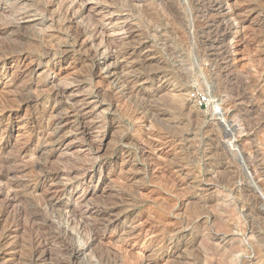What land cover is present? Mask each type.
<instances>
[{
	"label": "rangeland",
	"instance_id": "rangeland-1",
	"mask_svg": "<svg viewBox=\"0 0 264 264\" xmlns=\"http://www.w3.org/2000/svg\"><path fill=\"white\" fill-rule=\"evenodd\" d=\"M229 3L230 81L193 0H0V143L35 155L13 257L44 233L50 263L264 264V0Z\"/></svg>",
	"mask_w": 264,
	"mask_h": 264
},
{
	"label": "bare ground",
	"instance_id": "bare-ground-1",
	"mask_svg": "<svg viewBox=\"0 0 264 264\" xmlns=\"http://www.w3.org/2000/svg\"><path fill=\"white\" fill-rule=\"evenodd\" d=\"M195 1L197 4H199V9H198V15H200V18L203 19L204 21V27L206 28V31L208 30L210 32V36L211 38L208 40V59L209 61L218 69V76H223L221 79H223L224 77H226L227 79L233 77L236 73V69L233 68V55L235 54L237 47L243 43L244 41V37H243V31H244V21L242 19L239 18L237 12L229 3V0H193ZM263 3V2H262ZM264 10V9H263ZM196 11V10H195ZM197 14V13H196ZM199 17V16H198ZM262 26L264 27V19L262 22ZM7 28V27H6ZM5 29V28H4ZM8 31V30H7ZM244 44V43H243ZM17 55V54H16ZM18 57V56H17ZM20 57V56H19ZM25 58V57H24ZM14 59V58H13ZM21 59V58H20ZM4 60V59H3ZM1 62V61H0ZM8 63V62H7ZM18 64V63H17ZM23 64V63H22ZM30 64V63H29ZM7 66V65H6ZM13 66H11L12 68ZM21 68V67H19ZM25 68V67H24ZM18 69V67H17ZM26 71H29L28 67L26 66ZM13 70V68H12ZM16 70V69H14ZM24 70V69H23ZM17 72V71H16ZM13 71V73L11 74V78H12V82L13 85L14 83L17 82V80L19 78H17V74L15 75L14 73H16ZM28 73V72H27ZM26 73V74H27ZM6 74V73H5ZM9 74V73H8ZM21 74V73H20ZM32 74V73H31ZM7 75V74H6ZM219 76V77H220ZM236 76V75H235ZM10 77V76H9ZM8 77V78H9ZM21 77V76H19ZM24 77V76H23ZM26 77V76H25ZM24 77V79H25ZM226 79V80H227ZM228 79V81H230ZM237 78H235L236 80ZM9 80V79H8ZM232 80V78H231ZM248 80V79H247ZM11 81V79H10ZM230 83V82H229ZM9 84V83H8ZM18 84V83H17ZM249 84V82H248ZM16 85V84H15ZM18 86V85H17ZM16 86V87H17ZM248 86V85H247ZM20 91V90H19ZM18 93V92H17ZM16 98V97H15ZM245 98V97H244ZM239 98H237L236 100H238ZM235 100V101H236ZM249 103V102H248ZM255 105V104H254ZM258 105V104H257ZM219 107V106H218ZM216 108V107H215ZM256 108V107H255ZM253 109V108H252ZM218 110V109H217ZM244 110V109H243ZM247 110V109H245ZM256 112V111H255ZM1 113V112H0ZM1 115V114H0ZM44 116V115H43ZM41 117V116H40ZM47 118V117H45ZM4 120V119H3ZM42 121V120H41ZM49 121V120H48ZM40 123V122H39ZM48 123V122H47ZM41 124V123H40ZM51 125V124H50ZM57 125V124H56ZM41 125H38V127ZM49 126V125H48ZM47 126V128H49ZM53 126V125H52ZM262 126V125H261ZM246 128V127H245ZM264 129V128H263ZM38 130V129H37ZM43 130V127H42ZM47 130V129H46ZM243 130V129H242ZM39 131V130H38ZM244 131V130H243ZM242 131V133H243ZM52 132V131H51ZM50 132V133H51ZM245 132V131H244ZM250 132V131H249ZM43 133V132H42ZM46 133V132H45ZM39 136V133H38ZM43 136V135H42ZM40 137V136H39ZM48 137V134H47ZM31 138V137H30ZM50 139V138H49ZM25 142V141H24ZM30 142V140L28 141ZM44 142V140H43ZM4 143V142H3ZM46 143V142H45ZM23 145V144H22ZM30 144H26L24 143V146H21V148L19 149V152L16 156L14 157H6L4 156V146L0 143V183L2 184L1 189H0V194H5V198H4V202L3 205H0V228L3 229V231H1V235H0V264H23L25 262V264L28 262V264H67L65 261H58L55 263H50V260L48 258V253H47V249L48 245L50 244L49 240L46 239L44 237V233H42V236L39 235L37 238L31 239L29 241V243L34 240V242H32L33 245V250L29 249L31 248V246L28 248L29 250H32V253L28 250V252L31 253V255H29V259L26 258V260L21 259L20 257H13L14 254L18 253L17 249L20 246L17 241H14V239L16 238V233H17V229L21 224V221L24 219L26 214H23L19 209L18 210H14L13 209V205L16 201H18L19 199V187L20 186V182H17L16 180H14V178L16 177V175L13 173L12 168H10V165H15L14 163L19 161L20 159L22 160V162H24L23 160L29 158L28 160L31 161L29 162L34 163V158L35 155L28 156V149H29ZM20 147V146H19ZM32 147V146H31ZM33 148V147H32ZM6 149V148H5ZM17 149V148H16ZM32 150V149H31ZM16 151V150H15ZM18 151V150H17ZM34 151V150H32ZM258 152V151H257ZM262 152V151H261ZM30 154V152H29ZM12 155V154H11ZM9 156V154H8ZM260 156V155H259ZM263 156V155H262ZM261 157V156H260ZM262 160V159H261ZM21 162V163H22ZM253 162V161H252ZM28 163V165H30ZM39 163V162H38ZM17 164H19L17 162ZM26 166V164H25ZM41 166V164H40ZM251 166V165H250ZM41 167H39L40 169ZM44 169V168H43ZM255 169V168H254ZM45 170V169H44ZM43 170V171H44ZM256 170V169H255ZM41 171V170H40ZM254 171V170H253ZM15 172V171H14ZM254 173V172H253ZM15 175V176H14ZM43 175V174H42ZM45 175V174H44ZM57 176V175H56ZM55 176V177H56ZM260 176V175H259ZM256 178V177H254ZM259 179V177H258ZM263 179V178H262ZM40 180V179H39ZM52 180L53 177H52ZM255 180V179H254ZM260 180V179H259ZM47 181H51L50 176H46V182ZM257 178L256 181L257 182ZM264 181V180H263ZM254 182V181H253ZM36 183V182H35ZM53 183V182H52ZM259 183V181H258ZM261 183V182H260ZM28 184V183H27ZM34 185V184H33ZM42 185V184H41ZM23 186V185H22ZM51 186V185H50ZM261 186V185H260ZM29 188V186H27ZM37 187V186H36ZM35 187V188H36ZM27 188V189H28ZM43 189V188H42ZM263 189V188H262ZM29 190V189H28ZM27 190V191H28ZM50 190V189H49ZM23 191H25V188L23 189ZM35 191V190H34ZM37 191V190H36ZM45 191V190H44ZM47 192V191H46ZM50 192V191H49ZM48 192V193H49ZM34 193V192H33ZM45 193V192H44ZM23 194V193H22ZM26 194V193H24ZM32 194V193H31ZM42 194V193H41ZM48 195V194H47ZM61 195V191H59V189H54L52 188L51 193H50V197H59ZM25 196V195H24ZM35 197V196H34ZM49 197V198H50ZM23 198V197H20ZM36 198V197H35ZM47 201V200H46ZM50 202V201H49ZM18 203V202H17ZM21 203V202H20ZM40 203V202H39ZM17 205V204H15ZM14 205V206H15ZM18 207V206H17ZM22 208V207H21ZM25 209V207H23ZM22 208V209H23ZM46 208V206H45ZM36 209V208H35ZM34 209V210H35ZM39 209V208H37ZM47 209V208H46ZM33 210V209H32ZM40 210V209H39ZM43 210V209H42ZM26 211V209L24 210ZM37 211V210H35ZM29 212V211H28ZM32 212V211H30ZM34 212V211H33ZM38 212V211H37ZM43 212V211H42ZM41 212V214H43ZM49 212V211H48ZM25 213V212H24ZM30 214V213H28ZM29 216V215H28ZM37 216V215H36ZM32 217V216H29ZM26 218V217H25ZM40 219V217H39ZM25 220V219H24ZM31 220V219H30ZM34 221V220H33ZM35 222V221H34ZM38 222V220H37ZM25 224V223H23ZM36 224V223H35ZM38 224V223H37ZM36 224V226H37ZM22 225V224H21ZM30 225V224H29ZM34 225V223H33ZM24 226V225H23ZM35 226V227H36ZM29 227V226H28ZM26 227V228H28ZM32 227V225H31ZM42 227V226H40ZM52 227V226H51ZM25 228V229H26ZM30 228V227H29ZM37 228V227H36ZM1 229V230H2ZM24 229V228H23ZM24 229V230H25ZM34 229V228H32ZM38 230V229H37ZM33 231V230H32ZM50 231V230H49ZM53 231V230H52ZM55 231V230H54ZM37 232V231H36ZM32 233V232H31ZM34 233V232H33ZM18 234V233H17ZM41 234V233H40ZM46 234V232H45ZM55 234V233H54ZM52 234V235H54ZM31 235V234H30ZM49 235V234H48ZM47 235V236H48ZM34 236V235H33ZM57 238V237H56ZM59 238V237H58ZM57 238V239H58ZM50 239V238H49ZM17 240V239H15ZM24 241V240H23ZM28 243V244H29ZM52 243V242H51ZM22 244V243H21ZM25 244V243H24ZM19 245V246H18ZM27 245V244H25ZM51 245V244H50ZM49 245V246H50ZM68 247V246H67ZM65 247V248H67ZM21 247L20 246V250ZM27 248V247H26ZM68 250V248H67ZM11 252L12 255L8 256L5 252ZM24 251V250H23ZM51 251V250H50ZM22 252V251H21ZM19 252V253H21ZM25 252V251H24ZM53 252V251H52ZM63 252V251H62ZM23 253V252H22ZM21 253V254H22ZM24 254V253H23ZM25 252V256H26ZM60 254V253H59ZM7 255V256H6ZM61 255V254H60ZM21 256V255H20ZM23 256V255H22ZM24 256V257H25ZM64 256V255H63ZM52 257V256H51ZM50 257V258H51ZM65 257V256H64ZM58 258V257H57ZM62 258V257H61ZM16 259V260H15ZM56 259V258H55ZM59 259V258H58ZM64 259V258H63ZM66 259V257H65ZM68 259V258H67ZM70 260V259H69ZM57 261V260H56ZM68 261V260H67ZM72 264V263H71Z\"/></svg>",
	"mask_w": 264,
	"mask_h": 264
},
{
	"label": "built area",
	"instance_id": "built-area-1",
	"mask_svg": "<svg viewBox=\"0 0 264 264\" xmlns=\"http://www.w3.org/2000/svg\"><path fill=\"white\" fill-rule=\"evenodd\" d=\"M192 99L198 104L200 109H211L214 106V102L209 95L204 93H192Z\"/></svg>",
	"mask_w": 264,
	"mask_h": 264
}]
</instances>
